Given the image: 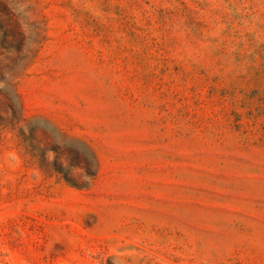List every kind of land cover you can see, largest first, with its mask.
Instances as JSON below:
<instances>
[{"label": "rangeland", "instance_id": "rangeland-1", "mask_svg": "<svg viewBox=\"0 0 264 264\" xmlns=\"http://www.w3.org/2000/svg\"><path fill=\"white\" fill-rule=\"evenodd\" d=\"M0 264H264V0H0Z\"/></svg>", "mask_w": 264, "mask_h": 264}, {"label": "trees", "instance_id": "trees-1", "mask_svg": "<svg viewBox=\"0 0 264 264\" xmlns=\"http://www.w3.org/2000/svg\"><path fill=\"white\" fill-rule=\"evenodd\" d=\"M47 160V156H43ZM54 163V169L57 173H62L60 170V162L58 160H53ZM63 179L71 186L77 187V188H82L86 187L89 185V181L86 179H80V180H75L74 176L71 174L69 176H64Z\"/></svg>", "mask_w": 264, "mask_h": 264}]
</instances>
